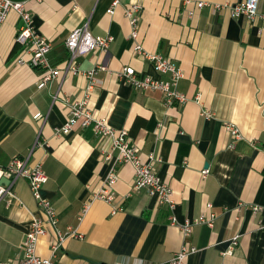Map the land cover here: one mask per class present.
Listing matches in <instances>:
<instances>
[{"label":"crops","instance_id":"obj_1","mask_svg":"<svg viewBox=\"0 0 264 264\" xmlns=\"http://www.w3.org/2000/svg\"><path fill=\"white\" fill-rule=\"evenodd\" d=\"M14 1L24 2L37 30L50 40L49 63L62 71L37 87L40 70L17 62L29 56L15 41L21 22L10 10L0 22V165L14 156L41 163L47 175L42 193L55 209V227L81 234L66 237L52 256L49 227L36 253L55 264H157L187 241L196 249L185 264H264V211L250 208L264 205V19L233 16L230 7L241 0H119L113 12L111 0ZM132 3L141 5L137 42L182 69L177 88L187 96L184 103L165 105L160 91L136 89L118 78L123 66L167 78L133 50L124 14ZM258 12L264 13V2ZM84 23L93 35L113 39L106 51L76 57L77 72H64L65 39ZM91 69L93 116L125 129L141 159L160 158L153 165L172 189V208L144 188L133 189L134 168L121 163L113 200H92L79 217L101 187L109 165L103 152L110 150L111 138L91 125L60 135L54 129L66 122L69 104L83 96L88 79L82 72ZM228 122L240 133L233 147ZM0 181L13 193L0 199L2 263L20 256L28 222L40 210L24 178ZM201 214H213L212 224L193 223L185 238L179 224Z\"/></svg>","mask_w":264,"mask_h":264},{"label":"built area","instance_id":"obj_2","mask_svg":"<svg viewBox=\"0 0 264 264\" xmlns=\"http://www.w3.org/2000/svg\"><path fill=\"white\" fill-rule=\"evenodd\" d=\"M259 2H264V0H241L236 2L230 7L231 14L233 16L244 14L250 19L255 15H259L264 19V13L258 12ZM118 3L119 0H111L109 12H113ZM202 5H204V2H197L198 7ZM140 8L141 5L139 3H132L124 10V14L130 25L129 36L134 40L133 50L138 56L149 60L156 70L167 74V78L157 79L146 74H138L131 66H123L116 74L121 81L133 88L160 91L165 105H170L174 102L182 104L187 100V96L177 88L178 80L183 75L182 69L159 53L146 51L136 40ZM10 10L16 11L21 22L15 35V41L22 46L24 52L29 56L27 60L20 57L17 59V62L21 64L26 63L40 70L37 87L42 88L53 79H56L62 69L57 65L49 63L47 53L51 46L50 40L37 30L30 12L25 8L24 2L0 0V22L6 19ZM112 39V36L109 34L103 36L93 35L88 29L87 23L74 28L65 39L69 56L63 67V71L77 72L78 64L75 60L76 57L85 55L93 49L106 51ZM93 72L94 69L82 72L88 79L86 90L81 98L69 104L70 112L66 122L54 129L55 134L60 135L67 134L76 126L85 127L91 125L94 132L111 138L110 150L103 152L104 159L109 162V165L101 187L93 191L90 199L83 204L79 217L82 218L92 200L102 199L106 202L113 200V185L118 177L117 167L121 163H129L134 168L133 189L144 188L149 195L155 197L156 202L172 208L174 205L172 189L157 174L153 165L154 161H160V158L149 154L146 160L141 159L137 147L131 143L125 129L116 130L108 124L105 118L93 116L88 107L89 93L93 87ZM39 115V113H36L33 117L37 118ZM225 126L231 137L229 146L233 147L235 141L240 138V133L233 123L228 122ZM113 152H116V155H113ZM27 159V157L14 156L6 165H0V179L3 176L10 178L12 181L17 178H24L40 210V215L31 218L28 222L24 237L19 245L20 256L15 260L5 261L0 264H55L52 257H42L36 253L38 238L45 235L48 228L52 227L54 237L50 240V252L54 256L66 237H80L81 234L73 227H68L65 231H61L55 227V209L51 201L42 193V187L47 181V175L43 171L41 163L28 164ZM5 193L13 195L10 189L0 181V199ZM250 208L255 213L264 211V205L260 204H251ZM170 218L171 222L174 223L176 221L175 217L171 216ZM213 219V214H208L207 216L201 214L193 221L186 220L182 224H179V227L186 238L191 231L193 223L205 222L211 225ZM236 238L237 236L233 237L232 244L236 243ZM195 249L192 244L185 241L171 258L157 264H185L187 256L194 252ZM230 249L231 246L227 252Z\"/></svg>","mask_w":264,"mask_h":264}]
</instances>
